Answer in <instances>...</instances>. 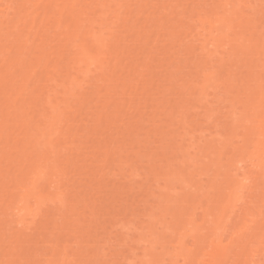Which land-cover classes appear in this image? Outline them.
Wrapping results in <instances>:
<instances>
[{"label": "rangeland", "instance_id": "1", "mask_svg": "<svg viewBox=\"0 0 264 264\" xmlns=\"http://www.w3.org/2000/svg\"><path fill=\"white\" fill-rule=\"evenodd\" d=\"M263 117L264 0H0V264H264Z\"/></svg>", "mask_w": 264, "mask_h": 264}, {"label": "bare ground", "instance_id": "2", "mask_svg": "<svg viewBox=\"0 0 264 264\" xmlns=\"http://www.w3.org/2000/svg\"><path fill=\"white\" fill-rule=\"evenodd\" d=\"M240 1V0H239ZM242 1H244V0H242ZM25 3V2H24ZM24 3H22V5L24 4ZM240 3V2H239ZM10 4V3H9ZM7 6H9V5H7ZM2 10V9H1ZM218 16V15H217ZM216 16V17H217ZM220 16V15H219ZM218 16V18L216 19V21H218V22H221V23H223V17H219ZM35 18H36V16L33 18V21L35 20ZM200 19H202V17H200ZM199 19V20H200ZM207 21H209L207 18H205ZM204 18H203V20L202 21H204L205 20ZM202 21H200L201 23H202ZM207 21H205V22H207ZM205 22H203V23H205ZM210 22H211V20H210ZM209 22V23H210ZM212 23V22H211ZM224 23H225V21H224ZM202 25H204V24H202ZM212 25H214L213 23H212ZM203 27V26H202ZM211 27H214V26H211ZM227 28H228V26H227ZM227 28L225 29V30H223V31H221V33L223 32V36H225L224 34H225V31H227ZM229 29V28H228ZM222 36V37H223ZM93 57V56H92ZM94 58V57H93ZM32 71H34V70H32ZM259 86H261V83H259ZM251 123V122H250ZM247 126H250L249 124L247 125ZM264 126V117L262 118V119H260L259 120V124L256 126V127H263ZM247 129H248V127H246ZM262 134V133H261ZM247 140H249V138L247 137L246 138ZM251 139V138H250ZM250 141V143L252 142L253 144H252V146L254 147V149H255V151H259L260 150V155H261V153H264V136L262 137V139H260V138H257V139H255L254 141H251V140H249ZM248 142V141H247ZM249 143V142H248ZM249 143V144H250ZM32 174H33V176H30V184H31V186H29V187H27V188H25V189H23V188H21L20 190H24L26 193L25 194H22V195H20L19 197H20V199H22L23 201H22V203H21V207H22V209H30V206H29V204L25 201V199H26V197L28 196V195H30V194H33V193H35V197H37L38 199H42V195H40L39 194V191H33L34 190V188H35V184H36V181L39 179V178H42L43 176H44V172L42 171V170H40V169H38L37 167L36 168H34V171H32ZM245 179V178H244ZM232 185V184H231ZM237 185V184H236ZM230 188V187H229ZM233 188V189H232ZM232 188H231V190H229V193H227L228 194V197H232V193H235V190H234V185L232 186ZM234 190V191H233ZM32 191V192H31ZM231 191H233V192H231ZM31 192V193H30ZM220 204V203H219ZM225 205V204H224ZM224 205H223V203L220 205V206H223L224 207ZM220 206H219V208H220ZM226 206V205H225ZM222 207V209L221 210H223L224 208H226V207H224L223 208ZM216 218H218V217H216ZM193 220H194V218L193 217H191L190 218V223H191V221H192V223H193ZM221 220V219H220ZM216 221V220H215ZM214 222V221H213ZM217 222H219V218H218V221ZM217 222H215L217 225V227H218V225L220 224L221 225V227H222V224L221 223H217ZM223 222H224V220H223ZM220 225H219V228H221L220 227ZM224 225V224H223ZM215 229H216V227H215ZM223 229H224V226H223ZM222 228L220 229L221 230V232H222V230H223ZM219 230V231H220ZM220 237V236H219ZM54 241V240H53ZM56 242V241H55ZM211 242H213V240H211ZM212 245H213V247H215V248H213V250L211 251V252H209V255H212V256H214V257H218L222 252H221V250H218L217 248V246H219L218 244H220V246L222 247V244H221V242H219L218 244H213V243H211ZM230 243H228V245H229ZM225 246V245H224ZM52 247H53V250L55 251L53 254L51 253V256H48V257H46V258H44L45 259V261H44V264H73L75 261H73V262H71V259H70V257L68 258V256L67 257H65L64 255H57V254H59V253H57V251L59 250V247L60 246H58L57 245V242L53 245L52 244ZM227 247V246H226ZM226 247H225V250H226ZM220 251V252H218V251ZM217 251V252H216ZM218 253V254H217ZM225 254H226V252H225ZM225 254H221L222 255V258H221V256L219 257V258H221V259H223L224 258V256H226ZM224 255V256H223ZM64 256V257H63ZM252 258V257H251ZM68 259H70V261L68 260ZM77 259H79V258H77ZM87 259H89V258H87ZM73 260V259H72ZM76 260V259H75ZM80 260L82 261V259L80 258ZM80 260H78V262L80 263ZM85 260H86V258H85ZM91 259H89V260H87V261H89L90 263H91V261H90ZM15 261V260H14ZM31 261V260H30ZM42 261H43V259H42ZM84 261V260H83ZM221 261V260H220ZM32 262V261H31ZM70 262V263H69ZM222 262H224V259H223V261H221V263L219 262V261H215L214 263L215 264H224V263H222ZM15 263V262H14ZM78 263V264H79ZM86 263V262H85ZM24 264V263H23ZM30 264V263H29Z\"/></svg>", "mask_w": 264, "mask_h": 264}]
</instances>
